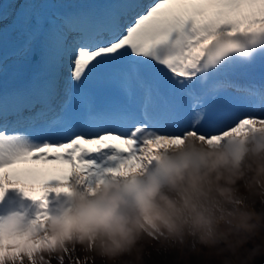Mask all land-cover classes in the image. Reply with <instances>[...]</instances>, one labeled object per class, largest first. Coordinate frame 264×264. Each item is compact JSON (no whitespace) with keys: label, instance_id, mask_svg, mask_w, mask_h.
Returning a JSON list of instances; mask_svg holds the SVG:
<instances>
[{"label":"rangeland","instance_id":"obj_1","mask_svg":"<svg viewBox=\"0 0 264 264\" xmlns=\"http://www.w3.org/2000/svg\"><path fill=\"white\" fill-rule=\"evenodd\" d=\"M101 1L0 0V81L11 87L33 67L36 53L51 71L60 72L49 99L57 109L64 108L79 67L98 60L99 53L92 52L124 37L128 21L141 17L155 0H138L135 11L123 18L118 13L102 18L98 24L107 27L105 32L70 30L84 5L90 29L94 5ZM224 11H217L208 25L192 23L198 21L194 16L177 28L186 45H193L164 77L175 90L159 89L147 49L135 55L144 56L146 76L131 68L135 56H125L126 68L114 67V75L122 70L119 82L137 89L139 104L114 113L103 110L91 120L128 124L124 136L135 127H149L133 140L131 158L116 153L110 166L104 154H85L78 164L80 184H73V170L65 176L67 186L36 177L26 182L30 193L24 198L14 189V195L4 198L7 180L0 172V264H106L113 254L134 264L162 239L159 229L178 219L184 224L178 228L180 262L166 264H264V0H234ZM42 94L46 100L47 92ZM146 104L149 113L142 110ZM62 120V115L56 119ZM13 121L1 128L49 136L51 127L34 124L43 122L39 118L18 120L16 129ZM111 123L103 126L120 130ZM164 149L165 162L160 159ZM52 167L47 161L35 168L42 175ZM17 180L16 186L24 183L19 175ZM165 233L169 237L171 231Z\"/></svg>","mask_w":264,"mask_h":264},{"label":"bare ground","instance_id":"obj_2","mask_svg":"<svg viewBox=\"0 0 264 264\" xmlns=\"http://www.w3.org/2000/svg\"><path fill=\"white\" fill-rule=\"evenodd\" d=\"M216 1L217 3L214 5L211 3L212 0H155L152 2L145 9L146 12L141 17L128 21L124 37L122 36L119 41L111 43L108 47L101 46L102 48L93 51L92 53H99V58L98 60H93L91 66L86 67L85 64L79 67L76 71L75 83H73L72 98L65 103L66 106L64 108L61 106L57 109L55 105H52V101L50 100L43 101V103H36V109L33 110H29L27 107L23 108L21 98L26 94V91L34 90V79H28L27 77L33 75V70L35 69L25 71L18 84H12L11 87H8L5 83L2 96L0 97V172H2L3 175L5 174L4 177L7 180L4 186V189H6L4 198H7L10 194L14 195V190L17 196L24 198L30 193L29 184L26 185V182L36 177H41L47 181L58 180L60 185L67 186L68 184L66 182L69 177L65 178V176L69 174V171L73 170L76 175L73 179V184L78 183L76 179L78 176L77 173L81 170L78 164H80V160L84 159L85 154H93L90 156L104 154L108 156L106 164H111L110 166H112V161L116 153L119 154L120 158H127L128 156L131 158L132 151H130V146L134 143L133 140L137 139L138 136L146 135L145 130H149V127H135V129L130 132L129 136H124L128 131V124L127 127H124V125L115 124L116 122L111 123V120L95 122L91 120L92 118L86 121L88 120V109L93 107L96 115H98L100 110L113 112L118 108H121L120 110L131 109L139 104L138 93L136 94L137 89L134 86L127 87L128 83L119 82L117 78L120 79L123 75L122 70L120 73H117V75H114L113 69L117 66H121L123 69L126 68L125 66L128 63L125 62V56H135L140 53L139 51L142 48L149 50L147 55L153 60V66L157 68L158 77L156 83L159 89L161 91H165L166 89H169V91L175 90V84H168L167 79H164V77H167L166 73L170 70L171 66H173L172 64H176L184 59V55L191 51L193 45H186V41L181 36H178L179 30H177V28L182 25H188L194 16L197 17L196 19H198V21L196 20L197 23H192L202 24L201 22H203L208 25L211 17L216 14L217 11H219V13L225 12L224 7L233 3L234 0ZM244 1L248 3L249 0ZM136 2H138V0H124L123 4H117V12L120 9V12H126L124 17L130 15L136 9ZM105 4V8L101 10L102 15L108 17L114 14L112 17H115L116 15L110 10V6L107 5V3ZM242 7L244 8V6ZM226 9H228V7ZM84 10L77 14L75 13V18L71 22V31L77 34H84L87 32V24L85 21H88V15L85 14L86 11ZM114 19H117V17ZM90 25L92 27H90ZM89 27L90 30L96 31L95 25L90 23ZM166 35H168L169 38H167ZM111 46L118 47L119 49L113 51V54L112 49H110ZM56 50L54 52H56ZM88 53L90 52L88 51ZM170 53H173L172 59L169 56ZM143 57L142 55L135 56L133 59L136 60L132 62L131 68L134 72L146 76L148 69L144 67ZM37 67H43L41 73L47 70L41 63H39ZM52 72L54 74L52 77L53 83L48 86L49 89H52L56 85L55 79L59 78V72ZM152 72V70H149L150 74H152ZM96 74L97 78L95 77ZM24 75L27 77L25 78ZM125 78H127L126 75ZM145 79L149 82L147 77ZM3 82L5 81H2L1 84H3ZM120 84H123L125 88L121 87ZM129 96H132L131 102H129ZM45 102H47V104H45ZM84 103H87V106L86 104L84 106ZM141 107L142 110L148 111L147 113H149V105L146 104ZM62 108L63 112L61 115L63 116V120L58 122L56 119L61 117L59 110ZM31 115H33V117H31ZM29 118L33 121L38 118L41 119L43 122L34 124H44L45 130L51 127L46 131L49 136L45 135L46 138L29 137L25 132L16 129L18 128L17 125L19 121L27 122ZM117 119L123 120L121 118ZM6 120H14L11 127L16 130L9 131V129L5 130L1 128L7 124ZM106 121H110V125L114 124L113 126H117L120 130L106 129V126H103L106 124ZM72 123L74 125H80L81 129L89 130L87 137L82 136L80 140L81 144L85 145V148L73 144V140L78 136L77 134L79 132L71 137V135L77 131H73L69 127L61 131H52L54 125L60 126ZM261 130H264V126H261ZM108 142L114 143L115 149H103ZM42 145H46L45 150H41ZM125 150H129L128 155H125ZM166 157V149H164L163 154L160 155V159L165 162ZM47 161H52L53 167L52 169L48 168L43 170L44 172L41 175L35 168L36 164L38 162L43 164ZM16 174L19 175V178L24 182L17 183L19 186L14 185L13 182L14 179L18 181ZM84 176L88 177L87 174H84ZM81 182L83 184V181ZM96 194L103 196L101 192H97ZM81 197L83 199L86 198V193L84 191L83 193L81 192ZM94 197L96 198L95 195ZM89 199L91 200L93 197Z\"/></svg>","mask_w":264,"mask_h":264},{"label":"trees","instance_id":"obj_3","mask_svg":"<svg viewBox=\"0 0 264 264\" xmlns=\"http://www.w3.org/2000/svg\"><path fill=\"white\" fill-rule=\"evenodd\" d=\"M261 193L264 195L263 190L261 191ZM239 207H242V205H239ZM260 212L263 213V210L260 209ZM183 225L184 224L179 219L176 220V222H173L171 220L167 221L164 227L159 229L162 239H160L154 247L150 248V251L148 253L146 252L144 260H142L141 262H135L134 264H166L173 261L180 262L178 252H180V244H182L183 238L179 234L178 228L180 229ZM170 231L171 234H169V237L166 236L165 232ZM125 250L126 249L123 248L121 252L123 253ZM103 257L105 258L106 255L104 254ZM111 258L112 259L110 263L105 261L106 264H128V260L123 257H118L115 254H113ZM145 260H148L150 262H146ZM100 263L103 264V262Z\"/></svg>","mask_w":264,"mask_h":264}]
</instances>
